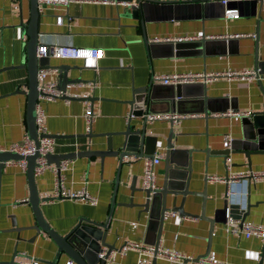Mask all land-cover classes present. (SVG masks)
I'll list each match as a JSON object with an SVG mask.
<instances>
[{"label": "crops", "instance_id": "obj_1", "mask_svg": "<svg viewBox=\"0 0 264 264\" xmlns=\"http://www.w3.org/2000/svg\"><path fill=\"white\" fill-rule=\"evenodd\" d=\"M238 1L227 0L223 15H219L220 6H215L211 12L205 15L203 12L201 18L185 15L179 10L177 17L171 20L147 21L143 26L147 41L143 38L140 19L131 17L127 4H136L137 0H72L66 9L47 7L39 12L37 27L40 44L56 42L103 50V57L98 60L49 57L52 67L48 69L50 73L44 81L59 85L60 72L65 69L70 80L67 86L71 85L69 90L79 98H93L94 115L91 129L87 131L83 100L44 101L47 132L74 136L54 138L53 153L88 149L103 151L106 149V136L103 134L125 130L128 114L135 112L130 118L132 130L144 126L147 135L157 138L155 156H159L160 161L154 169L157 185L161 187L170 122H147L138 112L167 113L166 106L158 103L148 112L145 106L136 108L135 103H132L136 96L135 89L149 83L163 85L152 80L156 74H193L257 67L262 74L260 81H229L225 77H217L206 83L208 97L226 96L236 109L230 108L226 113H208L207 116L203 113L178 114L180 118L173 123L172 142L190 158L192 171L189 189L205 193L204 215L213 218L215 211L223 206L227 184L224 181H209L207 175L226 178L237 172L264 171V153L251 155L249 169L243 155L224 151L229 144L224 142L223 137L230 135L231 141L240 139L243 134L242 119L246 117L230 112L250 115L264 108V0H256L259 12L255 14H252L251 6L245 7ZM228 9L237 10L239 16L226 18L225 10ZM59 14L64 15L61 25L56 23ZM29 18L30 0H0V150H6L13 142H21L27 131V95L14 91L18 87L21 91L27 89V68L22 65L26 62L28 35L20 24L22 21L26 25ZM184 36L226 39L232 44L223 51L218 46L205 50L196 45L199 38L179 39ZM164 38L177 39L163 41ZM177 42L180 43L177 49L168 45ZM44 81L39 79V83ZM92 82L98 85L94 92L84 86ZM86 134L92 135L87 137ZM121 140V136H114V149ZM144 164L145 157L132 153L122 158L121 164L117 156L71 159L69 168L62 172L64 189L70 192L83 187L98 198L96 205L66 197L50 199L55 187L54 175L50 169L45 170L35 176L38 195L43 199L49 198L40 203L43 217L61 235L66 234L81 219L102 224L108 221L106 242L118 250L110 254L105 264H152V257L140 255L135 250H128L124 254L119 251L126 241L150 244L155 240L156 226L149 225L148 215L140 213V208L135 205L123 204H129L131 200L132 183L137 188L142 187ZM249 187L247 203L250 205L244 221L264 226V180L252 182ZM139 195L135 193L133 203L143 201ZM28 197L26 171L18 164L7 162L0 178L2 263L14 258L18 264H48L55 258L57 246L46 233L36 235V231L31 228L20 232L9 230L11 216L18 228L33 225L35 217ZM180 198L177 197L176 205H179ZM202 202L201 196L190 195L183 209L199 215ZM224 225L219 222L211 225L208 219L201 217L167 216L159 246L193 257L202 256L208 249L207 257L228 264H259L263 242L254 237L229 235ZM69 261L72 260L63 254L57 264H67ZM72 264L76 263L72 261ZM154 264L174 263L156 258Z\"/></svg>", "mask_w": 264, "mask_h": 264}, {"label": "water", "instance_id": "obj_2", "mask_svg": "<svg viewBox=\"0 0 264 264\" xmlns=\"http://www.w3.org/2000/svg\"><path fill=\"white\" fill-rule=\"evenodd\" d=\"M238 3L245 4V7L251 6L252 14L259 12V7L256 9V0H239ZM215 6H220V9H218L219 15H223L225 4L222 0H137L136 4H129L131 17L134 19H140L143 30V38L145 41H147L143 27L145 22L163 19L171 20L174 17H177L179 10L185 13V15H196L201 18L203 12L205 15L207 12H211ZM38 18L39 12L37 8V1L30 0L29 21L26 25L22 21L20 24L22 27H25L28 35L26 62L22 65L27 68V89L25 91H21L18 87L14 91V93H25L27 95V132L29 137L35 141L36 145H38V135L35 124V103L38 96L37 89L39 85V78L37 74L41 69H50L52 67L49 65V56L47 54L42 57H37V48L40 45L39 31L37 27ZM179 44L180 43L177 42L169 43L168 45L171 48L177 49ZM231 44L232 42L230 40H220L217 38H202L196 42L197 46L201 48L204 47L205 50H208L211 46H218L222 49V51L225 47L231 46ZM62 70L63 71L60 72L61 74L58 87L60 90L65 91L67 85L70 83V80L66 75L65 69ZM135 94L136 96L133 98L132 103H135L136 108H143L145 106L146 112L152 111L153 109L151 107L158 103L165 104L166 112H176L179 115L203 113L207 116L208 113H226L230 108L236 109L232 100L228 99L226 96L221 98L208 97L206 94V84L201 82L179 83L175 85H155L149 83L140 88H136ZM71 99L89 100L93 104V98L90 97H78ZM134 113L135 112H133V115ZM138 113L143 116L144 110H140ZM130 120V118L127 120L128 125L125 130L103 134L106 136L105 150L94 151L88 149L84 151L59 154L49 153L46 155L47 162L58 167L61 160H71L75 157L99 156L102 158L104 156H117L120 159V164L122 158L128 156L129 153L145 158L155 157L157 138L147 135L144 126L132 130ZM177 120L178 119L175 121ZM175 121L169 120L170 130L166 140L164 153L165 173L161 187L151 190L143 187L137 188L133 186L132 183V187H130L131 200L129 204L123 203L124 205H135L140 208V213H146L148 215L149 225L152 227L153 225L156 226L155 240L153 243H150L155 247L159 245L161 230L163 228L164 219L166 218V212H174L181 217L188 216L191 218H205L210 221L211 225H213V223L216 222L225 223L227 213L240 222H244L250 205L247 203L250 188L249 186L246 195V208L243 210L239 203L232 202L233 199L231 200V196L229 195L230 185L226 182L227 194H225L222 208L215 211L213 218H207L204 215V205L207 199L205 193L193 192L189 189L192 171L190 158L186 156V152L184 150L176 148L172 142L174 135L173 123ZM242 130V137L237 140H232L229 147L224 151L243 155L246 159L247 166L250 169L251 155L264 153V108L261 111L253 112L249 116L244 117L242 119ZM91 135L92 134H86L85 136L91 137ZM49 136L52 138L74 137L73 135L55 134H49ZM114 136L122 137V140L119 142L120 144L116 149L113 148ZM37 155L38 154L35 153L34 155L23 157L15 152L0 150V178L1 172L8 161H17L20 159L27 160L26 176L29 188L28 202L32 207L33 215L35 217V221L32 226L18 228L14 217L11 216L10 218L12 223L11 229L9 230L20 232L26 228H31L36 231V235H39L41 232L46 233L57 246L55 258L48 262V264H57V261L63 254L76 264H105L110 254L113 251L118 250V248H116L113 244L106 242L108 221L105 224H102L93 220L81 219L71 230L64 235H61L57 233L43 217L40 209V203L42 200H49V198L43 199L37 192L34 176V166ZM225 158H227V155ZM227 178L228 177L225 179ZM136 192L140 194L139 198H142V202L133 203V198ZM190 195H199L203 198L201 213L199 215L190 214L183 209V204L186 200H188V196ZM178 196L181 197L180 203L179 205H176ZM169 202L171 203L170 206H168ZM113 204L114 201H112V205ZM208 255L209 252L207 249L205 254L199 257H207ZM152 259V264H154L156 257L154 256ZM263 261L264 241L259 264H262ZM0 264H18V262H16L13 258L9 262H0Z\"/></svg>", "mask_w": 264, "mask_h": 264}, {"label": "built area", "instance_id": "obj_3", "mask_svg": "<svg viewBox=\"0 0 264 264\" xmlns=\"http://www.w3.org/2000/svg\"><path fill=\"white\" fill-rule=\"evenodd\" d=\"M38 12H42L47 7L54 8H63L66 9L67 5L72 2V0H36ZM225 4L227 0H222ZM128 5L130 3H127ZM239 16V13L235 9L225 10L226 18H236ZM64 15L59 14L56 16V23L61 25L63 23ZM211 37V36H208ZM201 39L205 38L204 36H184L179 39L181 40H191V39ZM177 38H164L163 41H175ZM54 58L60 59H93L98 60L103 57V50L90 48V47H75L73 45H61L56 42H48L40 44L37 48V57H42L45 55ZM50 73L48 69H41L38 71V78L43 80ZM217 77H225L230 80H257L262 79V74L259 68H250V69H241L235 70L228 68L224 71L219 72H198L193 74H156L152 76L153 81H157L163 85L170 84H181V83H192V82H201L208 83L209 81L214 80ZM70 86H67L65 91H62L58 87V83L55 82H46L39 83L38 85V96L35 103V124L38 135V145L35 144V141L31 139L26 131L22 137L21 142H13L6 151L15 152L23 157L31 156L37 153L34 166V176L42 174L45 170L50 169L54 175V192L50 199H57L59 197H66L75 201L85 202L90 205H96L98 203V198L94 195L89 194L85 188H80L79 190H74L67 192L63 187V171H66L69 168L70 160H61L58 167L55 165L52 166L47 162L46 155L53 153L55 139L49 136L45 124V111L43 108L44 101H54L57 99L70 100L71 98H78L79 96L70 91ZM91 92H94L95 88L98 86L97 83H87L84 85ZM64 97V98H63ZM84 103V113L86 130L90 131L91 124L94 119L93 115V104L89 100H83ZM234 115H248L249 113H239V112H230ZM229 113V114H230ZM133 113L128 114L127 120L132 117ZM144 120L147 122H153L155 120H173L179 119L180 116L175 112L167 113H146L143 114ZM226 144H230L231 136L226 135L223 137ZM160 161L159 156L153 158H145V164L143 168L142 175V187L145 189L155 190L158 189L156 181V172L155 165ZM9 163L18 164L24 171L27 169V160L20 159L17 161H8ZM206 179L209 181H224L229 183V195L233 203H239L241 208L245 210L246 208V195L248 186L252 182L259 180H264V171H243L230 174L227 179L222 176H210L207 175ZM174 212H166L167 216H176ZM224 230L229 235H242L245 238H258L262 242L264 241V226L253 224L250 222H240L239 220L231 217L227 213L226 222L224 225ZM128 250H135L140 255H147L150 257H156L165 259L170 263L174 264H228L225 261L215 260L210 257H193L186 255L180 251H176L170 248H163L161 246L155 247L151 244H146L142 242L135 241H126L119 249L121 254H124ZM34 264V262L30 263ZM67 264H72V261L67 262Z\"/></svg>", "mask_w": 264, "mask_h": 264}]
</instances>
